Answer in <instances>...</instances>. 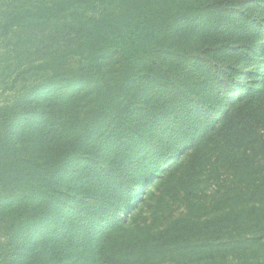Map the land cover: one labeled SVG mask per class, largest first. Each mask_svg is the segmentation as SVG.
I'll return each mask as SVG.
<instances>
[{"label": "trees", "instance_id": "1", "mask_svg": "<svg viewBox=\"0 0 264 264\" xmlns=\"http://www.w3.org/2000/svg\"><path fill=\"white\" fill-rule=\"evenodd\" d=\"M0 264H264V0H0Z\"/></svg>", "mask_w": 264, "mask_h": 264}, {"label": "rangeland", "instance_id": "2", "mask_svg": "<svg viewBox=\"0 0 264 264\" xmlns=\"http://www.w3.org/2000/svg\"><path fill=\"white\" fill-rule=\"evenodd\" d=\"M6 96H7V94L3 95L1 98L4 99V98H6Z\"/></svg>", "mask_w": 264, "mask_h": 264}]
</instances>
